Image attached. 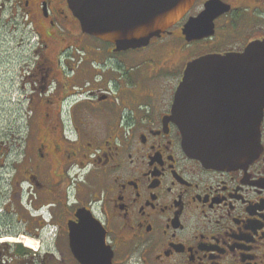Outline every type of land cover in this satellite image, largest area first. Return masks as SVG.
I'll return each instance as SVG.
<instances>
[{"label": "flooded vegetation", "instance_id": "1", "mask_svg": "<svg viewBox=\"0 0 264 264\" xmlns=\"http://www.w3.org/2000/svg\"><path fill=\"white\" fill-rule=\"evenodd\" d=\"M209 1L116 50L68 0H0V264H264V116L258 155L227 169L174 119L190 61L264 43V0H215L211 34L188 32Z\"/></svg>", "mask_w": 264, "mask_h": 264}, {"label": "water", "instance_id": "2", "mask_svg": "<svg viewBox=\"0 0 264 264\" xmlns=\"http://www.w3.org/2000/svg\"><path fill=\"white\" fill-rule=\"evenodd\" d=\"M195 0H68L84 32L128 50L147 45L180 21ZM211 0L187 26L199 37L229 10ZM198 36V35H197ZM186 152L208 167L250 163L261 150L264 116V43L243 53L209 54L190 61L173 105Z\"/></svg>", "mask_w": 264, "mask_h": 264}, {"label": "rangeland", "instance_id": "3", "mask_svg": "<svg viewBox=\"0 0 264 264\" xmlns=\"http://www.w3.org/2000/svg\"><path fill=\"white\" fill-rule=\"evenodd\" d=\"M26 48V49H25ZM24 49H25V54H26V57L28 56V49H27V47H25ZM30 116V117H29ZM30 121H31V115H30V110L28 109V107H27V99H26V101H25V111H24V125H25V129H27L28 128V126L30 125ZM26 241V243L28 242V241H30L32 244L31 245H34L35 243H33L31 240H29V239H26L25 240ZM43 248H48L47 247V245H44L43 247H42V249Z\"/></svg>", "mask_w": 264, "mask_h": 264}]
</instances>
